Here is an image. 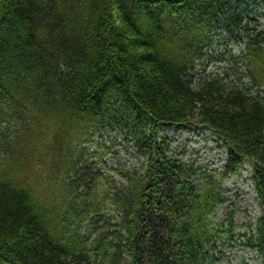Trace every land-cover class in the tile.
Returning a JSON list of instances; mask_svg holds the SVG:
<instances>
[{
  "label": "trees",
  "instance_id": "trees-1",
  "mask_svg": "<svg viewBox=\"0 0 264 264\" xmlns=\"http://www.w3.org/2000/svg\"><path fill=\"white\" fill-rule=\"evenodd\" d=\"M244 11L0 0V264H221L236 248L264 262V215L222 208L223 185L248 166L264 210V30ZM215 25L242 49L223 42L226 67L197 81ZM193 122L226 147L220 170L162 132ZM107 129L139 166L89 161L95 141L114 152Z\"/></svg>",
  "mask_w": 264,
  "mask_h": 264
},
{
  "label": "rangeland",
  "instance_id": "rangeland-1",
  "mask_svg": "<svg viewBox=\"0 0 264 264\" xmlns=\"http://www.w3.org/2000/svg\"><path fill=\"white\" fill-rule=\"evenodd\" d=\"M237 2L239 9L245 10L244 14H247L250 25L258 26L264 30V0H232ZM214 39L211 46L207 48L210 55L204 59L199 60L200 71L197 73L196 80L199 81L203 76H208L221 72L227 65V58L230 53L222 46L223 42L229 44L235 53H238L242 49V45L235 39H231L226 30L219 25H215L213 28ZM197 123H190L184 128L178 126H168L164 128L162 132L167 133L170 138V142L173 148L182 152L181 155L185 160L194 162L201 167H207L209 170H220L221 166L225 162L226 147L217 141L216 133L213 134L211 130L200 127ZM104 140L108 142L109 146H112L114 152H109L107 148H99L100 143H95L90 146V151L96 154L92 155L91 152H86V157L89 161L95 159L106 161L107 164L119 163L123 167L130 165L139 166L142 159L139 157H132L126 154V150L132 151V144L130 141L124 139L123 135L117 130L107 129L104 131ZM93 142V141H91ZM89 142V143H91ZM74 154V153H73ZM241 174H235L228 178L223 185L226 188L230 201L223 206L225 209L230 205H234L238 208V219L242 220V217L248 215H254L262 213L258 204L254 200V188L250 181V168L246 166ZM248 216V217H249ZM235 249L232 251L233 255L237 254L238 257L233 258L230 256V260H224L221 264H237L240 258L248 257L249 264H264L261 260L253 259L254 254L248 253L244 250Z\"/></svg>",
  "mask_w": 264,
  "mask_h": 264
}]
</instances>
